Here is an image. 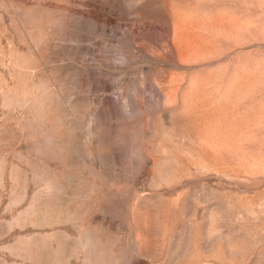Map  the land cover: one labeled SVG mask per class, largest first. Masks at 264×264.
<instances>
[{
	"label": "rangeland",
	"instance_id": "rangeland-1",
	"mask_svg": "<svg viewBox=\"0 0 264 264\" xmlns=\"http://www.w3.org/2000/svg\"><path fill=\"white\" fill-rule=\"evenodd\" d=\"M0 264H264V0H0Z\"/></svg>",
	"mask_w": 264,
	"mask_h": 264
}]
</instances>
